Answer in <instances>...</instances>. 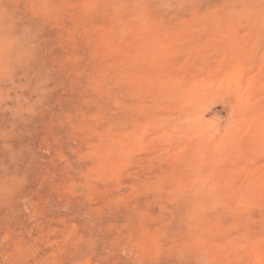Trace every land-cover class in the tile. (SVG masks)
I'll return each mask as SVG.
<instances>
[{
	"label": "rangeland",
	"instance_id": "374dc122",
	"mask_svg": "<svg viewBox=\"0 0 264 264\" xmlns=\"http://www.w3.org/2000/svg\"><path fill=\"white\" fill-rule=\"evenodd\" d=\"M0 264H264V0H0Z\"/></svg>",
	"mask_w": 264,
	"mask_h": 264
}]
</instances>
